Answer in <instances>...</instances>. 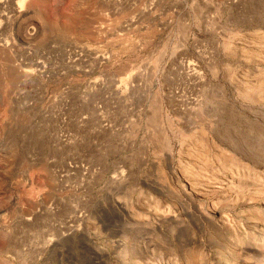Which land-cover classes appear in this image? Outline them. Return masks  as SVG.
<instances>
[{"label":"rangeland","instance_id":"rangeland-1","mask_svg":"<svg viewBox=\"0 0 264 264\" xmlns=\"http://www.w3.org/2000/svg\"><path fill=\"white\" fill-rule=\"evenodd\" d=\"M0 264H264V0H0Z\"/></svg>","mask_w":264,"mask_h":264}]
</instances>
